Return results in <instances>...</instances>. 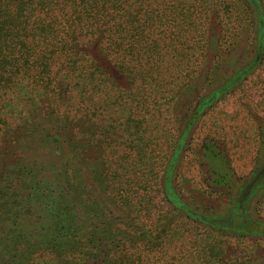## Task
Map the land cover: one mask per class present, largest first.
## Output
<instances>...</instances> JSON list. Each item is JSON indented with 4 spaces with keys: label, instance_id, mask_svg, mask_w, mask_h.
Here are the masks:
<instances>
[{
    "label": "rangeland",
    "instance_id": "obj_1",
    "mask_svg": "<svg viewBox=\"0 0 264 264\" xmlns=\"http://www.w3.org/2000/svg\"><path fill=\"white\" fill-rule=\"evenodd\" d=\"M244 8L237 0H149L143 5L134 4L129 10L131 17L140 22L133 25H142V36L138 42L127 41L124 52L132 53L138 48L140 53L149 51L161 59L145 63L144 56L140 62L131 60L129 66L148 68L156 64L186 74L204 70L199 80L194 79L196 73L190 77L191 89L196 88L190 107L194 111L203 98L223 87L256 58L251 53L254 36ZM210 35L219 36V51L209 47ZM110 71L118 77L115 70ZM133 89L130 87V91ZM145 89L143 84L134 90L133 97L126 96L112 104L93 85L87 95L77 89L74 94L78 96L68 108L66 102L50 103L52 108L68 110L77 141L68 150L78 159L77 154L83 155L82 148L89 147L85 157L91 158L94 178L100 179L98 175L103 172L116 223L123 232L129 229L117 256L134 264H264L263 234L240 238L213 233L180 219L162 200L159 178L165 166L163 158L180 133L182 102L172 114L173 106L165 102L169 92L159 101L154 94L148 96ZM10 93L12 105L0 123V138L4 136L12 144H0L4 155L0 159L3 186L13 185L19 170L16 157L20 146L14 141L13 129L20 122L25 104L23 94L14 89ZM211 107L188 135L189 147L176 169L175 190L182 202L198 213L226 218L244 203L247 220L264 224V183L255 188L252 181L254 173L264 166V49L256 68ZM42 108L43 105L29 110L43 113ZM81 140L85 146L78 145ZM28 142L24 140L23 144L28 147ZM207 145L210 149L205 152ZM6 158L12 163L7 161L10 164L4 166L1 160ZM135 228L143 229L148 236L138 239ZM33 261L54 264L49 255Z\"/></svg>",
    "mask_w": 264,
    "mask_h": 264
},
{
    "label": "trees",
    "instance_id": "obj_2",
    "mask_svg": "<svg viewBox=\"0 0 264 264\" xmlns=\"http://www.w3.org/2000/svg\"><path fill=\"white\" fill-rule=\"evenodd\" d=\"M146 1L149 0H0V123L12 105V89L23 94L25 103L20 122L13 129L14 141L20 146L16 157L19 170L13 185L3 186L0 181V264H34L36 257L44 255L51 256L54 264H134L117 256L129 229L123 232L116 223L103 172L98 175L100 179L94 178L91 158L85 157L89 147L82 148L84 156L77 154L78 159L69 151L77 141L73 138L74 122L66 108L78 96L74 94L77 89L87 95L93 85L112 104L123 97H133L134 90L143 84L148 96L154 94L159 101L165 99L164 93L171 94L165 102L173 106L172 114L182 102L180 133L163 158L165 166L159 178L162 200L180 219L213 233L240 238L264 235V224L249 222L245 217L244 203L226 218L210 217L186 206L175 190L176 169L189 147L190 131L212 103L217 104L232 92L261 60L264 0H237L245 6L250 20L254 46L249 49L256 58L223 87L203 98L194 111L190 107L196 88L191 89L190 77L196 72L170 71L156 64L148 68L129 66L131 60L140 62L144 56L145 63L161 59L149 51L140 53L138 48L132 53L124 52L127 41L135 42L142 36V25H133L140 22L131 17L129 9ZM218 39L219 36L209 37L208 44L214 52L221 47ZM203 72L199 70L194 79L203 77ZM60 102L68 103L67 107L61 110L50 105ZM42 105L43 113L29 110ZM131 117L135 120L134 113ZM20 130L23 131L18 134ZM3 138L1 145H12L11 138L10 142ZM24 140H29L28 147ZM78 145L85 146V141ZM204 147L205 152L209 151V145ZM3 156L0 153V159ZM1 161L4 166L12 163L7 158ZM254 174L253 186L259 188L264 183V166ZM3 177L4 174L0 179ZM136 232L138 239L148 236L143 229L135 228Z\"/></svg>",
    "mask_w": 264,
    "mask_h": 264
}]
</instances>
